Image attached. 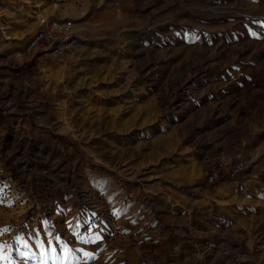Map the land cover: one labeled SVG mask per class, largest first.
I'll list each match as a JSON object with an SVG mask.
<instances>
[{"label": "rangeland", "instance_id": "rangeland-1", "mask_svg": "<svg viewBox=\"0 0 264 264\" xmlns=\"http://www.w3.org/2000/svg\"><path fill=\"white\" fill-rule=\"evenodd\" d=\"M0 264H264V0H0Z\"/></svg>", "mask_w": 264, "mask_h": 264}, {"label": "built area", "instance_id": "built-area-1", "mask_svg": "<svg viewBox=\"0 0 264 264\" xmlns=\"http://www.w3.org/2000/svg\"><path fill=\"white\" fill-rule=\"evenodd\" d=\"M75 30L76 24L72 19L43 17L38 29L29 37L26 50L41 51L61 61H68L76 55L81 42ZM254 162L255 158L251 154L236 151L217 160L207 169V182L217 184L225 179L235 180Z\"/></svg>", "mask_w": 264, "mask_h": 264}, {"label": "bare ground", "instance_id": "bare-ground-1", "mask_svg": "<svg viewBox=\"0 0 264 264\" xmlns=\"http://www.w3.org/2000/svg\"><path fill=\"white\" fill-rule=\"evenodd\" d=\"M43 18V17H42Z\"/></svg>", "mask_w": 264, "mask_h": 264}]
</instances>
